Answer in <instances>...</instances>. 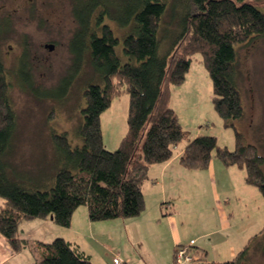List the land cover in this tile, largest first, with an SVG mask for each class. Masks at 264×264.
<instances>
[{
  "label": "trees",
  "instance_id": "trees-1",
  "mask_svg": "<svg viewBox=\"0 0 264 264\" xmlns=\"http://www.w3.org/2000/svg\"><path fill=\"white\" fill-rule=\"evenodd\" d=\"M186 1L196 10L189 11L185 3L173 41L160 53L159 32L166 0H73L76 27L69 41L72 70L58 92L40 94L61 97L84 60L97 81H89L82 89V122L76 132L81 144L72 147L66 132L50 134L58 168L54 183L45 190L29 188L10 173L13 168L6 156L14 117L6 70L0 60V235L14 252L26 242L17 230L23 219L51 216L57 225L69 227L72 213L80 205L86 206L91 221L139 215L145 206L142 183L148 168L171 159L174 147L184 139L187 144L178 159L181 166L205 169L214 154L222 165L243 169L244 181L256 186L264 199L263 158L254 145L245 143L238 131L234 150L219 146L214 135L187 139L169 105L171 86L185 80L191 57L198 53L211 78L212 105L223 125L233 126L240 120L244 107L235 81V46L264 38V12L247 0ZM105 19L125 28L122 51L126 62H121L115 52L118 38ZM18 68L19 76L28 81L25 64ZM124 92L128 94L127 129L117 148L110 151L103 145L100 114ZM260 234H264V227L228 260L208 263L201 259L190 264H244L251 243ZM39 247L40 257L32 264H93L88 255L60 236L39 242ZM172 255L174 258V251Z\"/></svg>",
  "mask_w": 264,
  "mask_h": 264
},
{
  "label": "rangeland",
  "instance_id": "rangeland-1",
  "mask_svg": "<svg viewBox=\"0 0 264 264\" xmlns=\"http://www.w3.org/2000/svg\"><path fill=\"white\" fill-rule=\"evenodd\" d=\"M166 1L167 7L159 32L160 53H164L171 45L178 27V15L185 8V3L189 11L196 10L191 1ZM247 1L264 12V0ZM72 2L0 0V60L6 70L8 101L14 117V130L6 159L13 168V172H10L12 178L33 189L45 190L54 183L53 175L58 164L50 137L52 131L66 132L72 147L81 144L76 132L82 122V89L89 81H97L88 61L84 60L61 97H42L40 94L46 91L58 92L63 78L72 70L69 41L76 27ZM105 23L118 38L115 47L117 56L121 62H126L128 58L122 51L125 28H120L109 19H105ZM45 44H52V49L46 48ZM235 47V81L244 107L240 120L234 121L233 126L223 125L212 105L211 78L198 53L191 57L186 80L171 86V89H176L172 92L169 105L171 107L173 103L175 106L187 139L198 133L214 135L219 146L234 150L235 131L241 133L245 143L254 145L257 153L262 156L264 171V38H254L247 44ZM21 63L25 64L29 74L28 81L19 76L18 67ZM127 108L128 94L124 92L101 112L100 127L105 149H116L124 135ZM185 142L186 139L177 145ZM215 163L225 168L213 154L208 170L212 179L209 181L201 176L192 180L191 177L177 180L175 187L171 183V192L175 197L164 201L161 208L167 213L175 209L176 228L165 218L166 214H161L156 218L160 219L158 223L151 222L154 234L148 239L140 237L134 227L128 230L124 225L126 218L89 220L91 225L85 226L78 217L75 228L82 231L79 234L81 248L93 264H115L114 257L120 259V264H134L141 258L142 264H157L156 261L167 255L169 263L172 246L169 253L167 251L177 231L181 236L197 237L194 245L202 251L206 250L207 256L204 259L199 252H195V247H191L190 251L196 253L197 258L203 262L230 259L250 236L256 235L263 228L264 199L256 186L244 182L243 169L231 166L229 169L234 172L228 177L219 171ZM197 171L206 173L201 169ZM188 187H192V194L187 193ZM81 209H86V206L80 205L75 210L83 211ZM40 221L43 218L23 219L19 222L18 236L26 242L17 256L7 264H32L41 254L37 240L50 242L57 237L54 230L63 232L66 238L77 237L73 231L75 228L68 230V227L51 221ZM263 244L264 234L254 238L245 255L244 264H264ZM231 247L233 254H230Z\"/></svg>",
  "mask_w": 264,
  "mask_h": 264
},
{
  "label": "crops",
  "instance_id": "crops-1",
  "mask_svg": "<svg viewBox=\"0 0 264 264\" xmlns=\"http://www.w3.org/2000/svg\"><path fill=\"white\" fill-rule=\"evenodd\" d=\"M188 72H189V70H188ZM188 72H187L186 76L188 75ZM175 89L176 88H174V87L171 89L170 99L172 98V92ZM171 107H173V109H175V112H176V108L173 105V103L171 104ZM199 134H202V133H198V134L194 135L193 137H195ZM189 139H191V138H189ZM186 144H187V140L185 143H183L181 145H176L174 147V155L171 157V159H169L168 161H166L164 163L153 164L147 170V178L142 183V192H143V198H144V203H145L144 209L139 215L134 216V217H128V218H126V221H124V225L127 226V229L130 230V228L134 227V229L136 231H139L140 237H144V238H148V239L153 237L154 226H153V223H151V222L157 221V223H158L160 219L156 220V218L161 214H166L165 218H168L170 220V222L172 223L174 228L177 227V223L175 221V209L173 208L171 213H167V211H162V208H161V204L164 201L175 197V195H173V193L171 192V188H170L171 183H173L174 184L173 187H175L176 181L181 180L183 178L187 179L188 177H191V180H192L194 178H200L201 176H205L207 181H209L210 178L212 179L210 173H208V170L211 166L210 163H209V166L207 168L201 169V170H203L202 172H206V173H199L197 171L199 169H196L194 171L192 169L184 168L183 166H181L179 164V160H178L179 156L183 152ZM215 164H217V163H215ZM220 164H221V162H220ZM219 166L220 165H218L219 171L228 175V177L231 176L232 173L234 172L233 169H229V168H231V166L222 165L225 167L224 169H222L223 167H219ZM187 193L192 194V187H188ZM81 210H83V211L74 210V212L72 213L71 222H70V226L68 227V230L75 228L76 220L78 217L81 218L83 225H85V226L91 225V223L89 222V218L87 217V209H81ZM48 221L53 222L50 217L43 218V221H40V222L46 223ZM103 224H109V223H103ZM104 226H106V225H104ZM94 227H98V225H94ZM73 231H75L77 233V237L73 238V239L66 238L63 235V232H56V230H54V234L56 236L63 237L65 240L69 241L73 246L77 247L84 254H86L85 250L83 248H81V245H80L81 241L79 240V237L81 236L79 234H82V231L80 229H77V228L73 229ZM196 238L197 237H194V236H191V237H187V236H183V235L181 236L176 231V234L170 240L171 242L169 244V248L167 251L169 253L170 247L172 246L171 261L168 263V255H167V257L163 258L162 260H158L155 263H157V264H160V263L171 264L173 261L172 253L174 251V247L177 245H189L190 248L195 247V249H196L195 252H199L202 256H204V259H205L207 256V252H206V250L202 251V249H200L198 246L194 245L196 243ZM182 241H186L185 244H177V243H181ZM39 242H46V241L41 240V239L37 240L38 245H39ZM197 249H200V250H197ZM19 252H14L9 247V245L5 242L4 238L0 235V264H7L9 261L13 260ZM236 253L233 254V249L231 247L230 248V254H233L232 257ZM86 255H88V254H86ZM141 261H143L142 258L140 259V261L136 260V262L134 264H142Z\"/></svg>",
  "mask_w": 264,
  "mask_h": 264
},
{
  "label": "built area",
  "instance_id": "built-area-1",
  "mask_svg": "<svg viewBox=\"0 0 264 264\" xmlns=\"http://www.w3.org/2000/svg\"><path fill=\"white\" fill-rule=\"evenodd\" d=\"M189 245H178L175 247L174 250V258L173 262L171 264H190L196 261H199L200 259L197 258L196 253H192L188 249ZM113 262L115 264H120L121 261L119 258L114 257Z\"/></svg>",
  "mask_w": 264,
  "mask_h": 264
},
{
  "label": "water",
  "instance_id": "water-1",
  "mask_svg": "<svg viewBox=\"0 0 264 264\" xmlns=\"http://www.w3.org/2000/svg\"><path fill=\"white\" fill-rule=\"evenodd\" d=\"M44 46H45L46 48H48L49 50H51L53 45H52V44H45ZM50 218H51V216H50Z\"/></svg>",
  "mask_w": 264,
  "mask_h": 264
}]
</instances>
